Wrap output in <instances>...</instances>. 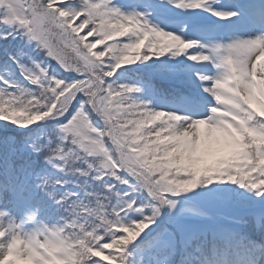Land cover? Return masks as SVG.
I'll use <instances>...</instances> for the list:
<instances>
[{
	"label": "snow or ice",
	"instance_id": "6c2138e0",
	"mask_svg": "<svg viewBox=\"0 0 264 264\" xmlns=\"http://www.w3.org/2000/svg\"><path fill=\"white\" fill-rule=\"evenodd\" d=\"M170 2L221 20L237 17L261 29L222 48L212 46L223 74L204 87L215 105L202 118L150 109L133 98L139 89L113 79L122 66L150 56L184 54L194 62L209 61L210 54L194 48L195 41L150 25L142 14L122 15L106 0H0V25L34 42L47 59L75 77H52L35 64L34 71L21 72L34 91H16L7 80L0 81V122L23 129L62 120L58 140L37 146L35 156L20 139L0 140V264H51L53 256L61 264H123L121 254L156 223L160 209L175 206L171 197L201 186L203 191L214 180L255 190L264 199V112L245 102L253 89H264V3L237 12L218 10L213 0ZM98 45L103 47L97 50ZM162 113L170 119L162 120ZM37 156L70 171L76 161L100 158L103 176L145 191L147 203L138 207L129 198L112 207L106 197L113 186L107 185L105 197L95 198L91 206L79 204L55 190L58 181L35 182ZM45 198L66 214L64 224L25 231V222H35L33 208L52 211ZM125 210L139 218L122 222ZM15 216L26 220L17 223ZM233 225L244 246L240 264H264V205L248 208ZM182 264L193 261L185 258Z\"/></svg>",
	"mask_w": 264,
	"mask_h": 264
},
{
	"label": "trees",
	"instance_id": "16d2710c",
	"mask_svg": "<svg viewBox=\"0 0 264 264\" xmlns=\"http://www.w3.org/2000/svg\"><path fill=\"white\" fill-rule=\"evenodd\" d=\"M109 0H106L108 3ZM156 7H162L163 4L167 3L166 0H153ZM110 7V4L108 3ZM183 12V10H181ZM195 11V10H191ZM122 15L125 13L122 10H119ZM187 12V10H184ZM183 12V13H184ZM189 13V12H187ZM14 38V41L11 44L13 51V58L10 69L17 74L18 70H28L29 72L34 71L35 64H40L43 67L49 76L56 77L63 80L74 79L73 73L64 72L53 60H49L45 57L44 53L38 49L34 42L28 43L26 40L21 39V35L4 25H0V37L3 34H9ZM83 34V32H82ZM91 40V38H89ZM122 39V38H120ZM128 38H124L123 42H127ZM33 45V46H29ZM103 46L98 45L97 50H100ZM37 48V50H36ZM143 50V49H142ZM172 58L171 54H165L164 56H150L147 60H139L129 65H124L117 70L113 79L120 84L129 85L139 89V91L132 94L133 98L139 102L145 103L150 108L151 99L150 96L145 95V83L151 84L155 91L160 95L164 94V86L169 89L168 93H176V90L181 92L183 89L178 85H173L174 88L166 84H161L158 81V77H164L170 75V68L166 65ZM23 66V67H21ZM182 73L179 75L173 76V80H181ZM180 78H178V77ZM188 79V76H186ZM12 85H15L16 91H34L35 86L30 84L27 80H15ZM95 119V117H94ZM62 123V120L58 121L56 119H47L34 123L30 128H16L12 125H5L4 122H0V138L3 139L7 137L10 140L20 139L24 140L32 136L33 133L40 129L52 128L56 130V135L51 139H42L40 141L41 145L46 144L47 142L58 140L59 131L57 129V124ZM36 154H34L35 156ZM219 155V153H217ZM36 161L39 165L38 176L43 179H48L50 181H58L55 185V190L66 196L72 195L79 204L86 206H91L95 202V198L105 197L106 196V186L112 185V193L110 196H107L106 199L112 207H119L123 203L127 202L130 198L137 202L138 207H143L147 203L148 194L143 190H137L133 184L124 185L112 177L103 176L99 171L100 169V158H87V163H92L93 168L88 169L87 163L85 160L76 161L72 164L73 170H68L67 167L61 169L59 166H53L51 163H48L43 156H37ZM98 175L101 177L98 179ZM125 173H120L121 177H125ZM201 187H198L192 192L181 193L179 196L171 197L175 201V206L169 208L164 206L160 209L159 214L156 218V223L146 227L140 235L132 241L125 249L124 253L121 254V260L123 264H150L151 256L153 254L165 255L163 249L158 248L155 245V237L159 236L161 233L165 232L169 227L170 230L178 237L181 241L180 251L178 254V259L175 260L174 264H182V261L187 258L191 261L196 262L199 259H202L208 255V250L212 245V241H207L201 235H197L191 239L180 238V233L178 228L175 226L174 222L170 216L176 211V215L184 214H199L200 211L197 206H191L185 204H178L179 200L193 201L197 205L196 196L194 194H205L210 195L213 198H219L220 200L228 203L229 206H234L236 208L233 219L242 216L248 208L255 206L259 208L264 205V199L257 197L255 190L248 188H241L238 185H235L227 180H214L211 184H208L206 188L202 191ZM127 193V196L124 194ZM56 209L60 213H64L63 210L59 209L56 206ZM215 219L214 215H212ZM139 218V214L135 211H128L121 215V221L127 222L131 219ZM83 220V217H81ZM229 229L232 230L234 227L233 221L226 224ZM213 238H218L217 236H212ZM203 240V241H199ZM141 241L144 243L141 244ZM198 241V242H197ZM218 246L219 242L217 243ZM139 245V246H138ZM139 248L144 251L142 255L135 253V249ZM113 251L111 249H106L105 252ZM95 259H100V257H95ZM104 264H107L105 261Z\"/></svg>",
	"mask_w": 264,
	"mask_h": 264
},
{
	"label": "rangeland",
	"instance_id": "374dc122",
	"mask_svg": "<svg viewBox=\"0 0 264 264\" xmlns=\"http://www.w3.org/2000/svg\"><path fill=\"white\" fill-rule=\"evenodd\" d=\"M119 1L125 2L126 0H119ZM127 1H126V4H127ZM138 1L139 0H130L131 3H137ZM141 1L143 2L144 5H146L148 7L150 6V4L146 2V0H141ZM131 9L133 11L142 10L141 8H139V6L137 4H132ZM141 14L144 17V19H146L149 22L150 25L155 26V27H157L163 31H170L169 30L170 25H168V23L171 21V19L165 20L166 22L163 21L162 20L163 17H160L159 15L155 14L154 8L149 7L148 9H146V13H140V15ZM174 14H175V12L172 13V15H174ZM171 16H170V18H171ZM248 27L250 28V26H248ZM183 31L186 32L184 29H183ZM190 32L192 33L191 30H190ZM253 32L254 31L247 30V29H245V31L241 30V32H237V33L235 31V33H233V35L228 34L227 41L232 42V40H234V39L251 37V36L255 35V34H253ZM199 37L204 38V42H205L204 52L208 53V54H213L215 56V58H217L216 54L212 53L211 49H212V46L217 43L220 36H216V34L213 32V30L211 28H208L205 31L201 32ZM212 60L216 62V59L212 58ZM201 72L202 73H199L200 77L206 76V74L203 75V71H201ZM222 74H223V69L221 67H213L211 75H209L208 77L210 78L213 75L219 77ZM211 80H212L211 78L208 81H201V79H200L202 86H204V87L210 86ZM149 90L150 89H148V91ZM260 91H264V89H260ZM201 93L204 95L206 94L208 98H209V95H211L210 93L205 92L204 88L202 89ZM157 102L158 101H156V105L159 104ZM168 104L170 106L174 107V109L168 108V109H166L165 112L177 114L183 118V115L181 113H179L178 110L176 109L178 107H181V105H179L176 102L174 103V105H171L172 104L171 101ZM251 105L253 106L252 103H251ZM161 119L167 120L170 118L166 117L164 114H162ZM183 119H187V118H183ZM203 127H204L203 125L200 126L201 131H203ZM209 127L214 128L215 126H209ZM196 197L198 198L199 204L201 205L200 207L204 212L203 215L200 217H197V216L191 217V216H185V215H182L180 217H176L175 215H172V219L174 220V223L177 225L179 230H182L184 236H190V235L196 234L197 232H203L206 230H210V231L211 230H218L220 233V236H223V237L227 236L228 230L224 226H221V225H222V222H225V220H223V219H226L227 217L229 218V216L235 212V210H236L235 207L228 206L227 203H225L223 201L216 200L214 198H209V196H207L205 194H199V195L197 194ZM187 202L188 203H194L193 201H191V202L187 201ZM212 215H214L215 219H213ZM14 219L18 223V221H17L18 216L14 217Z\"/></svg>",
	"mask_w": 264,
	"mask_h": 264
}]
</instances>
